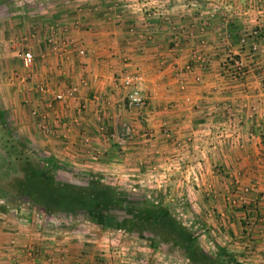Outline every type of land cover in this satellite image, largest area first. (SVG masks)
I'll use <instances>...</instances> for the list:
<instances>
[{"label": "crops", "instance_id": "obj_1", "mask_svg": "<svg viewBox=\"0 0 264 264\" xmlns=\"http://www.w3.org/2000/svg\"><path fill=\"white\" fill-rule=\"evenodd\" d=\"M44 1L0 24L2 119L51 160L156 191L207 241L264 264V0ZM124 72L144 106L126 104ZM16 208L0 205V264H191Z\"/></svg>", "mask_w": 264, "mask_h": 264}, {"label": "rangeland", "instance_id": "obj_2", "mask_svg": "<svg viewBox=\"0 0 264 264\" xmlns=\"http://www.w3.org/2000/svg\"><path fill=\"white\" fill-rule=\"evenodd\" d=\"M46 2L44 0H0V24L4 20H7V18H18L22 14L21 11L23 9L29 8L32 10L35 7H43ZM49 155L44 151L42 146L32 144L28 138L22 134L20 135L12 127L11 121H4L0 115V205H8L12 213H15L16 207L22 208L21 211L23 212L30 209V211L35 213L48 214L54 218L53 220L63 221L67 219L69 223L71 222L76 225L81 222H94L92 220L93 217L97 218L99 223L107 218L110 221V226H108L109 233L116 231L118 235H114V237L119 238L121 236L123 238L122 240H112L117 243L115 245L118 246L116 250L126 251L124 237L125 239L131 238L137 243H141L142 246H149L159 251H175L174 253H177V256H171L172 259L184 262L186 257L183 254V249L168 240L170 238L168 235L163 237V231H160L162 234H158V228L154 224H151L152 221L155 222L159 218L161 219L167 213L181 219V209L176 211L171 208L173 206L169 205V208L163 206V195L158 194L156 191L146 192L142 188L130 191L128 190L130 187L126 183L117 184L105 173L84 174L85 172H79L72 167L68 168L56 160H51ZM36 169L41 170V174L46 175L44 178L47 177L45 178V182L48 183L42 181L38 184H33V178H29L28 174L33 173ZM114 183L118 187V191L129 194L130 207L110 208L99 204L91 212L83 213L76 210V208H69L66 205V200L62 203V192L66 191H64V186L66 185L74 186L80 190V188L95 187L96 185L116 187ZM36 185H39V192L35 191ZM45 189H52L51 193ZM49 193L54 200L44 199L43 194ZM122 198H124L123 194ZM184 225L191 231L194 237L198 238L202 249L209 255L216 253V245L207 241L201 228L192 227L187 224ZM122 229L124 232L121 231ZM154 231L156 232L154 233ZM162 238L164 239L161 240ZM220 264L224 263L220 262Z\"/></svg>", "mask_w": 264, "mask_h": 264}, {"label": "trees", "instance_id": "obj_3", "mask_svg": "<svg viewBox=\"0 0 264 264\" xmlns=\"http://www.w3.org/2000/svg\"><path fill=\"white\" fill-rule=\"evenodd\" d=\"M29 172L31 173V171ZM41 173V170L36 169L35 171H33V173L28 174V177L33 178V184H38L42 181L45 182V178L47 177L44 178V176L46 175H43ZM38 186L39 185H36V187L34 186L36 189L35 191L37 192H39L40 190ZM64 187V191H66L62 192V203L64 202V200H66V205L69 208H76V210L82 211L83 213H89V211L91 212L92 210H94L96 205L99 204L106 205L110 208H127L131 206V203L129 202V194L118 191L117 187L96 185L95 187H88L83 189L80 188V190L71 185H66ZM45 190H48L51 193L52 189ZM50 193L46 195L43 194L45 200H54L52 199V195ZM122 194L124 195V198H122ZM92 220H94V222L96 223H99V221L95 217H93ZM100 223L105 227L110 226V221H108L107 218L103 219ZM151 224H154L158 228V234H162L160 233V231H163V237L165 235H168L170 237L168 240L172 241L180 248H182L183 254L191 264H220V262L224 264H244L242 261L238 260L232 253L219 245L216 246V253L214 255H209L204 249L200 247L198 238L194 237L191 231L188 230L180 220L175 218L170 213H167L166 215L162 216L161 219L159 218V220L155 222L152 221ZM155 232L156 231H154V233ZM163 239L164 238H162L161 240Z\"/></svg>", "mask_w": 264, "mask_h": 264}, {"label": "built area", "instance_id": "obj_4", "mask_svg": "<svg viewBox=\"0 0 264 264\" xmlns=\"http://www.w3.org/2000/svg\"><path fill=\"white\" fill-rule=\"evenodd\" d=\"M257 33V31H256ZM13 48L15 49V55L22 58V61L25 65L30 66L33 63V54L29 50H25L20 44L14 43ZM81 52H83L81 50ZM234 66L239 70L241 65L240 61L233 60ZM122 83L126 88L125 101L128 106L136 107V106H144L146 104V97L138 87V81L140 80V76L137 73H129L124 72L121 76ZM74 92V88H71L68 92L69 96H72ZM63 95L58 93L55 95V99H62ZM42 127H45L44 123H40ZM133 133V127L126 124L123 126L121 132L117 133L115 136L116 143L123 147L126 145L128 139L131 137ZM249 224V222H247ZM124 232V230H121Z\"/></svg>", "mask_w": 264, "mask_h": 264}]
</instances>
